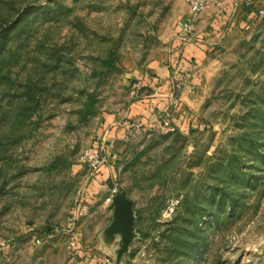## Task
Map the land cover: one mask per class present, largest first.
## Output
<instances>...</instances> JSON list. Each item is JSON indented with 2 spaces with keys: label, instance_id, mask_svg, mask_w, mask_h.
Returning <instances> with one entry per match:
<instances>
[{
  "label": "rangeland",
  "instance_id": "obj_1",
  "mask_svg": "<svg viewBox=\"0 0 264 264\" xmlns=\"http://www.w3.org/2000/svg\"><path fill=\"white\" fill-rule=\"evenodd\" d=\"M173 1L0 0V264H114L113 190L136 215L120 264H264V0L178 101L174 132L136 137L100 190L83 161Z\"/></svg>",
  "mask_w": 264,
  "mask_h": 264
},
{
  "label": "crops",
  "instance_id": "obj_2",
  "mask_svg": "<svg viewBox=\"0 0 264 264\" xmlns=\"http://www.w3.org/2000/svg\"><path fill=\"white\" fill-rule=\"evenodd\" d=\"M256 2L216 0L195 21L192 35H186L182 25L189 18L186 2L174 0L169 10L165 9L171 16L153 24L149 31L154 40H159V48L147 57V63L125 73V96L118 97L113 108L99 120L94 149L104 154H100L103 164L93 182L96 190L114 175L115 159L129 149L136 137L151 136L160 128L161 118L170 115L178 101L179 107L189 103L202 88L210 56L235 24H249L258 16ZM183 76L190 77L189 86L177 90L174 80ZM130 89L136 96H131Z\"/></svg>",
  "mask_w": 264,
  "mask_h": 264
},
{
  "label": "water",
  "instance_id": "obj_3",
  "mask_svg": "<svg viewBox=\"0 0 264 264\" xmlns=\"http://www.w3.org/2000/svg\"><path fill=\"white\" fill-rule=\"evenodd\" d=\"M112 205V219L102 232V243L107 248H112L117 242L114 249V264H120L137 237L136 215L133 202L126 196L124 190L116 191L112 198Z\"/></svg>",
  "mask_w": 264,
  "mask_h": 264
},
{
  "label": "built area",
  "instance_id": "obj_4",
  "mask_svg": "<svg viewBox=\"0 0 264 264\" xmlns=\"http://www.w3.org/2000/svg\"><path fill=\"white\" fill-rule=\"evenodd\" d=\"M188 6L189 18L183 22V30L186 35H192L194 33V23L199 17L208 10V8L216 2V0H185ZM258 14L261 15L262 11L259 10ZM174 84V83H173ZM175 86V85H174ZM176 88H179L177 85ZM160 129L166 133L174 132L175 127L173 126L169 115H166L160 120ZM84 162H86L93 173V177L97 178L100 174V168L103 164L100 152L94 148H90L84 157ZM116 193V190H113L112 193L105 199L107 203H112L113 195ZM39 240H37L38 242ZM108 262V261H107Z\"/></svg>",
  "mask_w": 264,
  "mask_h": 264
}]
</instances>
